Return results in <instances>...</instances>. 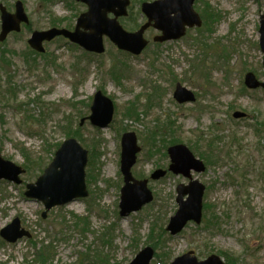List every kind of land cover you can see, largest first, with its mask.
I'll list each match as a JSON object with an SVG mask.
<instances>
[{
    "label": "rangeland",
    "instance_id": "1",
    "mask_svg": "<svg viewBox=\"0 0 264 264\" xmlns=\"http://www.w3.org/2000/svg\"><path fill=\"white\" fill-rule=\"evenodd\" d=\"M17 1L0 5L13 12ZM21 1L29 24L0 41V151L25 172L20 184L0 179V230L18 217L31 237L8 242L0 235V264H27L43 245L52 247L49 264H129L151 245L156 248L149 264H170L189 250L199 260L229 251L238 264H264V89L245 85L247 72L264 81V0H195V10L207 14L204 24L165 42L154 41L160 32L150 27L139 55L118 49L107 35L100 54L66 37L44 42L45 51L37 52L28 44L32 31L53 22L72 29L88 5ZM145 1L154 0H131L128 15L119 18L124 29L135 31L147 21ZM178 82L194 92V101L175 99ZM99 89L114 103L106 127L87 118ZM131 107L138 115L127 114ZM124 132H134L142 147L132 173L148 179L153 200L121 216ZM68 138L88 151V195L44 215V203L25 195L26 184L37 180ZM179 143L205 164L204 171H192L205 185L204 217L171 235L166 226L178 207L177 186L189 179L172 171L159 179L150 175L168 169L167 148ZM206 203L216 212L215 226L206 227Z\"/></svg>",
    "mask_w": 264,
    "mask_h": 264
},
{
    "label": "water",
    "instance_id": "2",
    "mask_svg": "<svg viewBox=\"0 0 264 264\" xmlns=\"http://www.w3.org/2000/svg\"><path fill=\"white\" fill-rule=\"evenodd\" d=\"M88 5V10L83 12L74 30L67 28L51 27L47 30H35L28 40L30 46L44 52V41H50L56 36L63 35L70 41L79 44L90 52L103 53L105 51L104 35H107L120 50L129 51L138 55L147 46L148 40L144 37L145 31L153 26L161 31L154 37V41L164 42L178 39L186 33L187 27L200 26L202 19L194 9L195 0H154L143 2L142 11L147 16V21L135 31H128L119 22V17L128 14L130 0H78ZM1 10L0 41H3L12 31H20L22 22H28V16L21 0L16 2L14 13L7 11L4 5ZM113 17H109V14ZM260 44L264 52V21L260 26ZM264 62V61H263ZM245 84L249 88H264V81H259L253 72L245 75ZM175 99L180 102L194 101L195 94L180 82L176 84ZM114 114V103L110 97L101 90L94 94L91 105V114L87 117L91 123L98 127H106ZM244 116V113H236ZM86 120L81 119V124ZM141 146L134 132H125L121 138V165L124 184L121 188L120 215L126 216L131 212L141 209L153 200V193L148 187V179L136 178L132 167L137 161V154ZM171 158L169 170L183 174L190 179L188 184L181 183L177 187L176 202L178 208L170 217L167 230L176 235L180 233L189 222L201 223L203 218V195L205 185L193 179L191 171L202 172L205 164L191 152L184 144H175L168 148ZM88 161V151L76 139L68 138L55 152L54 159L46 167L43 174L36 182L27 184L25 195L36 198L44 203L45 211L56 205H63L77 197L88 195L86 185L85 167ZM61 167V168H60ZM24 167L16 165L11 160L4 159L0 151V179L20 184V174ZM166 174L164 169H156L152 179H159ZM0 235L8 242H15L31 233L21 227L18 217L0 230ZM153 249L149 246L142 249L129 264H149L153 257ZM170 264H226L218 254H211L204 260H199L194 251H188L176 257Z\"/></svg>",
    "mask_w": 264,
    "mask_h": 264
},
{
    "label": "trees",
    "instance_id": "3",
    "mask_svg": "<svg viewBox=\"0 0 264 264\" xmlns=\"http://www.w3.org/2000/svg\"><path fill=\"white\" fill-rule=\"evenodd\" d=\"M215 19V15L213 14V16H211V20ZM53 26L55 25L54 22L52 23ZM32 52H34L33 50H31ZM136 109L134 107H131L129 109V111L127 112V114L129 116H132V115H138L136 114ZM168 126V124H167ZM151 134H153V137H152V140L153 141H156L155 140V137L157 135L156 131H151ZM175 138V137H173ZM167 145H169L171 143V141H167L165 142ZM172 143H176V142H172ZM167 145L165 147H167ZM96 146H94L95 148ZM95 157V152L91 150V153H90V160L92 162V160L94 159ZM27 167V166H26ZM90 176V174H89ZM141 177H144V176H141ZM211 206L209 203H206L205 204V220H206V227H211V226H215L214 224V220L217 219V215H216V212L214 210L211 209ZM213 208V206H212ZM219 225V223H218ZM32 241V240H31ZM155 246H161L159 244V242L157 243L155 241ZM161 243V242H160ZM152 247H154L153 245H151ZM51 245H43L39 250L40 252L37 253V257L33 260H31L30 262H28L27 264H49L52 262V259H53V254H51ZM156 248V247H154ZM157 250V249H156ZM221 255L225 256L226 257V261H227V264H238L239 263V257H235L236 255H233L231 254L229 251H221L219 252Z\"/></svg>",
    "mask_w": 264,
    "mask_h": 264
},
{
    "label": "flooded vegetation",
    "instance_id": "4",
    "mask_svg": "<svg viewBox=\"0 0 264 264\" xmlns=\"http://www.w3.org/2000/svg\"><path fill=\"white\" fill-rule=\"evenodd\" d=\"M199 14L201 15L202 19H203V18H204V19H205V18L207 19V14H206V15H205V14L202 15V13H199ZM204 19H203V24H204Z\"/></svg>",
    "mask_w": 264,
    "mask_h": 264
},
{
    "label": "bare ground",
    "instance_id": "5",
    "mask_svg": "<svg viewBox=\"0 0 264 264\" xmlns=\"http://www.w3.org/2000/svg\"><path fill=\"white\" fill-rule=\"evenodd\" d=\"M59 91H63V86L62 85H60V87H59ZM61 168V167H60Z\"/></svg>",
    "mask_w": 264,
    "mask_h": 264
}]
</instances>
